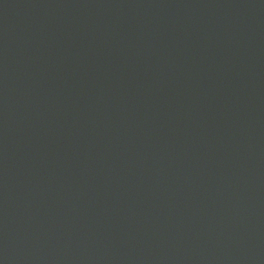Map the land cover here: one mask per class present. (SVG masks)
<instances>
[{
  "label": "water",
  "instance_id": "1",
  "mask_svg": "<svg viewBox=\"0 0 264 264\" xmlns=\"http://www.w3.org/2000/svg\"><path fill=\"white\" fill-rule=\"evenodd\" d=\"M0 264H264V0H0Z\"/></svg>",
  "mask_w": 264,
  "mask_h": 264
}]
</instances>
